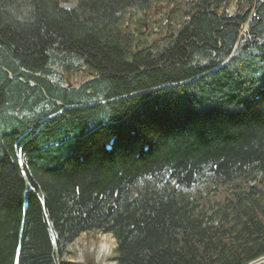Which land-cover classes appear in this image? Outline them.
Wrapping results in <instances>:
<instances>
[{
  "label": "trees",
  "instance_id": "16d2710c",
  "mask_svg": "<svg viewBox=\"0 0 264 264\" xmlns=\"http://www.w3.org/2000/svg\"><path fill=\"white\" fill-rule=\"evenodd\" d=\"M89 232L264 264V0H0V264Z\"/></svg>",
  "mask_w": 264,
  "mask_h": 264
},
{
  "label": "rangeland",
  "instance_id": "374dc122",
  "mask_svg": "<svg viewBox=\"0 0 264 264\" xmlns=\"http://www.w3.org/2000/svg\"><path fill=\"white\" fill-rule=\"evenodd\" d=\"M75 1L76 0H60V3L62 8L69 9L74 5ZM153 12L158 15L160 8L157 9L156 7ZM138 34L140 36L142 35V38L153 36L152 38L156 39V36H154L156 34L149 35L143 27L138 29ZM207 193H212L211 185L196 188L191 193V198L196 199L197 197L200 201L198 202L200 203L198 204V207H202V199ZM114 249L115 239L111 235L89 232L81 234L66 248L67 254L65 255V259L73 264H82L89 259H92L94 264H116L114 261L116 256Z\"/></svg>",
  "mask_w": 264,
  "mask_h": 264
}]
</instances>
